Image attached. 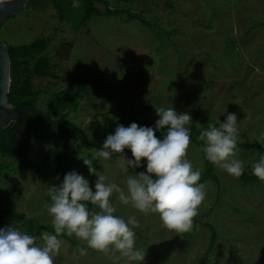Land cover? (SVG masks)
<instances>
[{"label":"rangeland","instance_id":"obj_1","mask_svg":"<svg viewBox=\"0 0 264 264\" xmlns=\"http://www.w3.org/2000/svg\"><path fill=\"white\" fill-rule=\"evenodd\" d=\"M106 2L110 9L141 14L152 26L127 22L126 15L120 14L93 16L75 29L71 23L59 21L50 5L38 11L22 9L3 23L0 40L5 45L50 40L45 53L55 65L57 80L35 82L34 91H41L37 108L44 110L52 93L64 91L77 100L69 121L86 138L95 134L100 147L119 125H156L160 119L156 108L174 107L178 113H189L192 122L196 117L197 130L206 123L219 126V121L225 122L227 110L238 117L239 144L253 146L239 148L238 159L244 168L264 155V145L257 141L264 140V0ZM48 145L34 140L29 150L31 162L41 164ZM96 150L100 149L71 152L72 171L88 180L93 191L98 176L89 172L83 159L93 160L106 183L125 190L128 175L147 174L146 160L142 167L125 172L117 165L118 155L93 159ZM188 158L194 168L204 171V159L192 141ZM0 162L10 167L8 177L0 178V209L52 226L45 207L51 203L47 193L50 187L58 188L63 178L39 180L1 155ZM213 169L218 181L206 183L207 196L196 227L182 236L163 228L158 214L145 216L113 197L117 215L126 220L135 216L139 222L134 231L136 248L146 254L142 264H264V182L256 178L243 183L216 166ZM89 209L98 211L93 206ZM207 224L217 234L209 254ZM11 226L24 231L19 225L0 221V229ZM60 239L55 264H127L92 249L81 255L79 249L86 244L75 237L68 239L76 241V246Z\"/></svg>","mask_w":264,"mask_h":264},{"label":"clouds","instance_id":"obj_2","mask_svg":"<svg viewBox=\"0 0 264 264\" xmlns=\"http://www.w3.org/2000/svg\"><path fill=\"white\" fill-rule=\"evenodd\" d=\"M10 0H0L2 10ZM74 8L80 5L73 0ZM160 117L156 129L164 130L163 139L156 136L151 127L136 123L125 127L119 125L109 135L102 150H96L93 159L109 160L119 156L117 165L125 172L142 167L147 161V174L128 175L126 190L116 183H106L105 176L97 173L92 159H83L91 174L98 176L95 191L89 181L75 171L64 177L63 183L50 187L47 195L51 203L45 204L51 216L54 234L43 232L29 235L14 226L0 229V264H55L60 255L62 240L67 235L86 244L80 248L81 255L87 249L111 257L114 261L142 264L145 253L136 248V232L139 222L135 216L127 220L117 215L113 200L122 205L131 204L145 216L158 214L162 227L177 235L193 232L195 220L206 199V183H201V171L194 168L188 158L191 147L189 113H178L174 107L156 108ZM225 122L219 126L209 123L201 131L198 140L203 141L201 151L214 166L229 176L239 179L244 174V163L239 155V126L235 113H227ZM264 145V140L257 138ZM125 149H130L134 159H126ZM253 174L264 182V155L252 167ZM93 209L90 210L88 205ZM41 241L42 243H38Z\"/></svg>","mask_w":264,"mask_h":264},{"label":"trees","instance_id":"obj_3","mask_svg":"<svg viewBox=\"0 0 264 264\" xmlns=\"http://www.w3.org/2000/svg\"><path fill=\"white\" fill-rule=\"evenodd\" d=\"M119 1L126 2L127 0ZM77 2L80 6L74 8L72 6L73 0H28L25 9L38 11L50 5L55 10L59 21L71 23L75 29L85 24L93 16H119L120 14H125L120 9H110L106 0H77ZM100 5H102V9ZM125 15V21L127 22L134 20L141 26H152L141 14L129 13L127 11ZM2 26L3 24L0 25V28ZM49 45L50 40L44 38L18 46L6 45L10 58L8 102L12 107L18 106L19 117L17 122L10 123L4 129L0 128V155L5 159L13 161L21 172L29 171L39 180L57 179L59 177H62L64 180L66 174L73 172L71 167V152L73 150H102L103 146L100 147L97 144L100 140L95 139V134H92L91 139H88L74 123L69 121V113L76 111L77 100L75 101L71 96H67L64 91L52 93L45 103L44 110L37 108L41 91H34L35 82L57 80V76L54 73L55 65L48 57V53H45ZM195 121L196 117H194L190 126V136L191 141L199 149L204 159V171L202 172L200 182L208 183L211 179L217 182L218 179L213 169L214 165L205 158L204 153L201 151L204 142L198 140L201 131L207 130L209 123H206L201 129L197 130ZM211 124L218 127L216 123ZM21 125H26L28 128L27 139L24 146L13 149V134L16 127ZM141 127L153 128L156 130L157 138L163 139L164 130L156 129L154 123L144 122ZM34 140H40L49 144L45 158L41 164H35L29 158V150ZM238 147L240 149H251L253 146L238 143ZM113 155L117 156V154ZM124 156L127 158L133 157L130 149H125ZM259 158L260 155L254 163L244 168V174L240 177L243 183L256 180L257 177L253 174L252 167L259 161ZM9 168L8 164L0 162V178L6 179L8 177ZM91 206V204L88 205L89 208ZM3 220L19 225L29 235H34L38 231L54 234L52 226L40 224L24 214L0 209V221ZM205 227L211 232L207 249V253L209 254L213 251L217 241V234L211 225L207 224ZM60 238L70 241L75 246L78 245L76 241L69 240L67 235Z\"/></svg>","mask_w":264,"mask_h":264},{"label":"water","instance_id":"obj_4","mask_svg":"<svg viewBox=\"0 0 264 264\" xmlns=\"http://www.w3.org/2000/svg\"><path fill=\"white\" fill-rule=\"evenodd\" d=\"M28 0H10L0 10V25L9 17L14 16L20 10L25 9ZM10 87V58L6 45L0 40V128H6L10 123H15L19 117L18 106H11L8 102ZM28 134L26 125L17 126L13 134V149L24 146Z\"/></svg>","mask_w":264,"mask_h":264},{"label":"crops","instance_id":"obj_5","mask_svg":"<svg viewBox=\"0 0 264 264\" xmlns=\"http://www.w3.org/2000/svg\"><path fill=\"white\" fill-rule=\"evenodd\" d=\"M139 24V23H138Z\"/></svg>","mask_w":264,"mask_h":264}]
</instances>
